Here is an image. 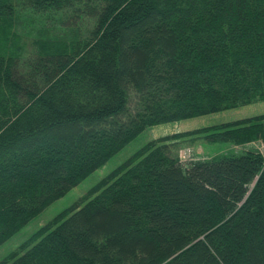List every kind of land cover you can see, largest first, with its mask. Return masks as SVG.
<instances>
[{
	"label": "trees",
	"instance_id": "obj_1",
	"mask_svg": "<svg viewBox=\"0 0 264 264\" xmlns=\"http://www.w3.org/2000/svg\"><path fill=\"white\" fill-rule=\"evenodd\" d=\"M259 102L264 0H0V247L147 129ZM263 150L264 114L154 139L0 264H264Z\"/></svg>",
	"mask_w": 264,
	"mask_h": 264
},
{
	"label": "rangeland",
	"instance_id": "obj_2",
	"mask_svg": "<svg viewBox=\"0 0 264 264\" xmlns=\"http://www.w3.org/2000/svg\"><path fill=\"white\" fill-rule=\"evenodd\" d=\"M86 27V24H81ZM24 30V26L20 27V31ZM23 33V32H22ZM36 37L35 32L26 30L23 38V45L25 48L24 56L30 55L33 50V39ZM22 46V45H21ZM23 47V46H22ZM264 114V102H259L249 106L238 109L219 112L207 116H202L190 120L174 122L164 125L155 126L147 129L137 139L130 143L123 151L112 158L103 168L97 170L79 186L74 188L67 196L58 200L49 208H47L40 216L35 218L27 227L21 232L7 241L0 247V262L7 256L17 250L24 242L30 239L42 227L52 222L58 215L76 204L82 197L90 192L101 180L106 178L115 169L124 164L136 152L143 148L150 141L185 131H191L203 127L213 126L221 123L237 121L245 118ZM229 148L227 144H212L208 142H185L180 147L175 149L173 154L179 161H190L191 158L203 157L211 155L212 157L225 153ZM206 151L207 154H203ZM264 152V150H263Z\"/></svg>",
	"mask_w": 264,
	"mask_h": 264
},
{
	"label": "crops",
	"instance_id": "obj_3",
	"mask_svg": "<svg viewBox=\"0 0 264 264\" xmlns=\"http://www.w3.org/2000/svg\"><path fill=\"white\" fill-rule=\"evenodd\" d=\"M185 132H186V131H185ZM203 154H207V152H206V151H204V152H203ZM210 157H212V156H211V155L204 156V158H210ZM199 158H203V157H198V159H199Z\"/></svg>",
	"mask_w": 264,
	"mask_h": 264
}]
</instances>
